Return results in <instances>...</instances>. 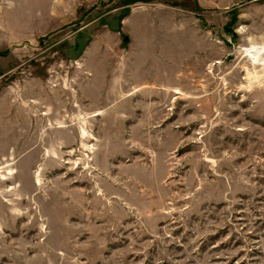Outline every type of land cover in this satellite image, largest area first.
Here are the masks:
<instances>
[{
    "label": "rangeland",
    "instance_id": "obj_1",
    "mask_svg": "<svg viewBox=\"0 0 264 264\" xmlns=\"http://www.w3.org/2000/svg\"><path fill=\"white\" fill-rule=\"evenodd\" d=\"M0 264H264V0H0Z\"/></svg>",
    "mask_w": 264,
    "mask_h": 264
}]
</instances>
